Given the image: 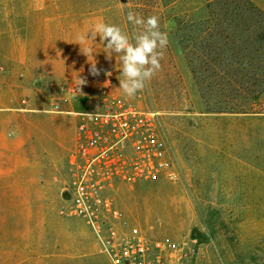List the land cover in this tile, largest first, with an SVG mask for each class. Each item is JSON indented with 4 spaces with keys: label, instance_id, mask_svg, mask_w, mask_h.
I'll return each instance as SVG.
<instances>
[{
    "label": "rangeland",
    "instance_id": "374dc122",
    "mask_svg": "<svg viewBox=\"0 0 264 264\" xmlns=\"http://www.w3.org/2000/svg\"><path fill=\"white\" fill-rule=\"evenodd\" d=\"M248 9L243 0H0V264H112L101 240L128 264L135 238L182 246L149 264H264V79L254 78L264 67H242L246 38L226 39L233 25L247 30L245 17L264 44V19ZM128 11L159 17L179 76L161 64L134 97L119 89L106 41L88 40V56L77 43L98 23L142 31ZM129 110L155 115L170 166L150 180L104 178L92 227L67 191L78 113Z\"/></svg>",
    "mask_w": 264,
    "mask_h": 264
},
{
    "label": "built area",
    "instance_id": "2783aa9c",
    "mask_svg": "<svg viewBox=\"0 0 264 264\" xmlns=\"http://www.w3.org/2000/svg\"><path fill=\"white\" fill-rule=\"evenodd\" d=\"M78 116L75 144L69 161V170L74 172L75 179L67 191L73 196L72 211L86 216L88 223L95 227L98 223L92 217L91 207L94 205L90 200L96 201L95 206L101 202L104 178L122 176L133 181L150 180L169 168L171 157L153 113L129 110L78 113ZM124 148L130 150L127 157L120 153ZM118 153L125 161L119 159ZM124 165L128 167L125 173L119 170ZM101 242L112 264H116L115 249ZM182 250V246L173 241L149 243L143 238H135L127 244L124 259L128 264H149L150 257L181 253Z\"/></svg>",
    "mask_w": 264,
    "mask_h": 264
},
{
    "label": "clouds",
    "instance_id": "9594fccd",
    "mask_svg": "<svg viewBox=\"0 0 264 264\" xmlns=\"http://www.w3.org/2000/svg\"><path fill=\"white\" fill-rule=\"evenodd\" d=\"M127 20L134 26H139L142 31L133 32L131 37L125 34L117 25L98 23L91 30V39L86 35L78 38L81 51L90 55V47H82L88 40H95L99 36L102 42L106 41L105 52L109 59L116 53V59L121 65V79L119 89L127 97H134L145 88L146 82L150 81L160 70V60L163 58L164 49L169 45L167 32L160 30L159 17L151 15L147 19L132 11L127 12ZM91 75L100 74L96 64L89 69ZM111 75V73H107ZM86 83L85 79H79V86Z\"/></svg>",
    "mask_w": 264,
    "mask_h": 264
},
{
    "label": "crops",
    "instance_id": "0c3cea01",
    "mask_svg": "<svg viewBox=\"0 0 264 264\" xmlns=\"http://www.w3.org/2000/svg\"><path fill=\"white\" fill-rule=\"evenodd\" d=\"M243 1L246 3V5L247 4L251 5L255 9L257 14H259L264 19V0H243ZM240 31L242 32L243 35L245 34V32H247V35H248V30L246 31L245 29L244 30L242 29ZM249 31H252V29H249ZM253 34L255 36L254 40L249 41V43L243 42L239 46V56H240L241 62L243 63V65H241L242 67L245 66L247 68L253 67L255 69H259V67L260 68L264 67V64H263L264 63V44H263V40L258 39L259 32L253 31ZM234 51L237 52L238 50H234ZM254 78L264 79L263 75L262 76L256 75ZM247 79H250V76ZM260 98H261V102L264 104V91L261 94ZM262 122H263L262 128L264 129V117H262ZM22 146L23 145H19V147H22ZM52 179H56V176H53ZM244 186L245 185H243V187ZM245 187H247V185ZM12 194H15L16 196H18V195H21V192L19 193V191L16 190L15 192H12ZM240 196L241 198L243 197V201H246L244 194L241 193ZM247 201H248V198H247ZM261 205L263 204L261 203ZM259 210H264V208L261 207L259 208Z\"/></svg>",
    "mask_w": 264,
    "mask_h": 264
},
{
    "label": "trees",
    "instance_id": "16d2710c",
    "mask_svg": "<svg viewBox=\"0 0 264 264\" xmlns=\"http://www.w3.org/2000/svg\"><path fill=\"white\" fill-rule=\"evenodd\" d=\"M155 3L154 2H152V6H151V8L152 9H155L156 8V6L154 5ZM247 6H248V10L250 11V12H255V13H257L256 11H255V9L251 6V5H249V4H247ZM259 15V14H258ZM236 24V23H235ZM241 25L242 26H245V27H247V30H248V35H247V32H245V34L243 35L242 34V32L241 31H236V29H237V27H238V25L236 24V25H233V28H234V30H235V32L231 35V36H227L226 35V39H228V38H237V40H239V37L240 38H246V42H248L249 43V39L250 38H252L253 40L255 39V36H254V34H253V31L252 32H250L249 31V29H251L252 28V22L248 19V18H243V17H241ZM246 30V31H247ZM253 34V35H252ZM258 39H262L263 40V37H260L259 35H258ZM164 51V55H163V58L160 60V62L161 61H165V62H161V64L162 65H165L166 67H165V70L167 71V76L169 77V79H171V78H179V76H178V73L175 71V68H174V66H173V64H172V59H171V56H170V53H169V49H168V46H167V48L166 49H164L163 50ZM167 58L169 59L168 61H166L167 60ZM264 91V84H263V86H262V88L259 90V92L257 93L258 95L259 94H261L262 92Z\"/></svg>",
    "mask_w": 264,
    "mask_h": 264
}]
</instances>
